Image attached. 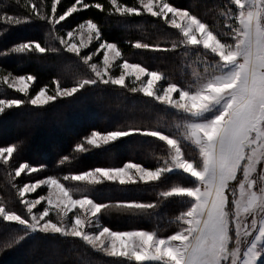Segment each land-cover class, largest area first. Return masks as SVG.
<instances>
[{
    "label": "snow or ice",
    "instance_id": "1",
    "mask_svg": "<svg viewBox=\"0 0 264 264\" xmlns=\"http://www.w3.org/2000/svg\"><path fill=\"white\" fill-rule=\"evenodd\" d=\"M61 2L52 0L51 16H48L41 14L42 9L35 0L27 3L14 0L29 14L20 16L3 12L0 23L19 26L32 22L34 16L55 29L73 13L93 8L120 17H139L146 13L178 30L180 39L172 42L171 49L140 42L132 46L161 52L182 47L185 57L194 56L196 62L202 64L203 71L195 72L185 86L171 82L165 85L161 82L167 77L162 73L125 59L118 65L119 76H114L109 70L117 67L116 61L122 59L121 50L116 43L103 40L99 25L88 19L77 29L69 30L67 39L60 37V45L64 52L73 54L87 66L94 78H79L71 87H64L59 80L53 79L54 94L50 93L48 85H44L35 95H30L35 76L0 74V85L26 98H0V115L25 105L43 107L58 99L73 97L90 86L126 88V76H134L135 81H140L138 87L130 88L131 92H140L176 112L175 135L159 128L93 130L73 149L74 153L87 154L106 149L134 134L152 137L166 146L161 155L155 157V168L126 162L122 167H97L64 175L62 179L49 176L18 187L17 195L26 215L0 203V221L5 225L20 226L22 234L0 242V251L12 248L30 236L43 234L79 239L96 252L123 258L129 264L132 261L136 264H260L264 261V0H227L224 4L227 11L221 15L226 18L225 27L230 30L223 33L224 38L189 10L178 8L169 0H138L139 8L108 0L111 5L108 9L100 3L75 0L60 14L58 5ZM233 17L234 23L229 24L228 19ZM84 32L88 34L87 41L82 39ZM77 39L81 41L79 44L75 42ZM94 41L98 42L95 50L82 54L83 49ZM33 51L43 54L60 49H47L39 42H23L0 51V58L10 53ZM97 57H100L99 63L94 62ZM174 94H178V98ZM187 145L191 148L186 150ZM17 151L16 145L0 146V160L9 164ZM75 158L64 156L60 163ZM42 170V166L21 162L15 168V177L22 173L30 176ZM170 174H179L186 183L174 182L161 188L156 202L98 203L88 195L76 198L74 192L86 190L73 189L62 182L157 187ZM41 187L47 188V195L26 198V194ZM173 199L184 207L169 221L176 223L178 230L166 237L158 234L159 229L115 231L100 222L101 215L108 209L151 215L161 206V201ZM38 205H42V210L37 208ZM77 209L79 212H74ZM50 213H54L59 222L54 221ZM69 213L73 215L69 217Z\"/></svg>",
    "mask_w": 264,
    "mask_h": 264
},
{
    "label": "trees",
    "instance_id": "2",
    "mask_svg": "<svg viewBox=\"0 0 264 264\" xmlns=\"http://www.w3.org/2000/svg\"><path fill=\"white\" fill-rule=\"evenodd\" d=\"M24 1L28 2L29 0ZM37 2L40 3V0H37ZM51 2L52 0H43L42 3L44 12L47 15H49L51 9ZM74 2L75 0H62L61 4L58 5V12L62 14ZM85 2L100 3L106 9L111 8L108 0H85ZM118 2L128 6L135 4V0H118ZM169 2L178 8L189 10L193 15L208 24L214 31L215 29L213 28L211 20L215 16V7L219 3L226 1L169 0ZM221 6H218V9ZM24 11L25 9L18 7L14 3V0L0 1V13L7 12L8 14L28 15L26 13L27 11ZM117 18H120V16H110L107 12L102 13L93 8L77 12L66 21L65 26L75 27L78 23L93 19L101 28L102 38L106 41L116 43L121 50L122 56H126L136 50L132 45L140 38L139 26L134 25L131 27L129 22L125 20L119 22L116 20ZM31 23L21 24L20 27L0 23V51L9 50L30 38H32L30 40H36L34 35L32 37H28V35L27 37L17 38L22 32L28 33V31H32L33 26H38L43 32L45 31L41 24ZM8 26L11 28L10 30L7 29ZM4 27H6V31ZM146 28V33L154 37L156 33L155 29L148 23H146ZM40 44L41 46L43 45L41 42ZM171 60L172 58L170 57L169 62L174 67V63ZM47 62H54V60L50 59V57H41L40 55L32 57L25 53H10L7 57L0 58V69L35 76L36 81L34 83V89L30 93L31 95L35 94L34 92L38 91L44 85L50 87L53 85L51 81L56 77L55 72L45 68ZM120 98L123 101V107L133 109V101H128L124 96ZM120 101V99L118 101H110L106 97V93H79L68 99H58L45 107L25 105L19 109L6 111L5 114L0 115V146L16 145L18 148L17 153L14 154L13 159L7 166L0 164V193H3L5 189L10 192V189L5 188L7 186V169L10 166L14 169L21 162H28L33 166H42L43 170L38 173H33L30 176L24 175L18 177L13 184L49 176L62 179L67 174H78L97 167L121 166L128 161L137 162L145 167H155L151 158L148 159L146 157V153L150 150L154 142L140 138L137 135L129 139L117 141L106 149L92 150L87 154L73 152L74 146L81 142L93 130L107 132L117 130L118 125L127 127L129 124L127 123L128 121L126 120L125 122V119L119 116L121 110L118 111L120 113L115 118L113 112L107 109L111 107L113 110H118L116 107L120 105L116 104V107H112V104ZM138 119L139 115L134 118V120ZM123 128L119 127L120 130ZM64 156H75L76 158L61 164L60 161ZM174 182L186 183L179 174H170L157 187L136 184L129 186L126 195L120 191L122 195H116L117 192L105 195L110 200L100 199L101 197L97 194L96 197L98 200H102L101 202L107 201L111 203L123 202L127 199L133 202H153V200L149 201L150 197H147V194H141V191L154 192L153 195L157 197L155 192H158L161 188L169 187ZM171 203L172 201L165 206L161 203V206L164 207L160 209L156 208L152 213L159 209L160 215H163L162 222H164L165 217H175L178 213L177 210L181 211L183 208L179 209L178 203L173 202V206L177 210L171 212ZM179 204L184 207L183 204ZM163 211L167 212L164 213ZM154 217L136 212L132 216H128L127 222L134 221L138 227L137 229L152 231ZM112 220H105V217L102 216L100 221L114 230H122V228L126 227L133 229L130 227V224L123 227L127 223L125 219L114 217ZM20 234L22 233L18 225H5L0 221V242L11 240ZM84 246L81 241L72 237L64 238L36 234L26 238L12 248H4L0 251V264H75V259L79 255L77 249L80 247L88 255L95 256L89 247L90 250L84 248ZM105 261L109 262V259ZM98 264L105 263L98 261Z\"/></svg>",
    "mask_w": 264,
    "mask_h": 264
},
{
    "label": "rangeland",
    "instance_id": "3",
    "mask_svg": "<svg viewBox=\"0 0 264 264\" xmlns=\"http://www.w3.org/2000/svg\"><path fill=\"white\" fill-rule=\"evenodd\" d=\"M225 1L226 2H221L218 4V6L222 5L219 9H218V6L215 7V16L213 20H211L213 28L215 29L214 32L220 34L222 38H224L223 33L230 30L229 28L225 27L226 18L221 15V12L227 11V9H225L223 5L227 3V0ZM35 2L41 7L42 9L41 14H46L44 12V7L41 3V0H40V3L37 2V0H35ZM133 6L137 8L140 7L138 0H135V4ZM231 7L233 11H235V6L233 5ZM26 13L29 14L28 12ZM74 14L76 13H73L70 17H72ZM20 16H26V14L20 15ZM48 16H51V9H50ZM70 17H68L65 21H62L59 25H56L55 29H53L52 25L48 24L46 21L40 20L33 16L32 23L31 22L30 23L31 24H34V23L41 24V26L45 29V31L43 32L41 28H39L38 26H33L32 31H28V33L22 32L20 33V35L17 36V38H23V37H27L28 35H29L28 37H32L34 35L36 40H30L32 39L30 38V39L24 40V42H38L39 41V43L41 42L43 44L42 46L47 49H52V48L60 49V51H57V52L47 51L43 54L36 53L34 51L31 53L29 52H24V53L32 57H35L36 55H40L41 57H44V56L50 57V59L54 60V62H47L45 65V68L51 69L52 72H55L56 77L54 79L59 80L62 86L64 87L73 86L76 83L77 79L83 78L85 76L94 78L93 74L91 73V70L88 69L87 66L83 65L82 62L78 61V59L73 54L64 52L62 46L60 45V37H64L65 39H67L66 33L69 30L77 29V26L80 24L78 23V25H76L75 27H72V26L66 27L65 23L68 19H70ZM148 19H151V20H148ZM116 20L119 22H121L122 20H125L131 24V27H133L134 25L139 26L138 31L140 33V38L136 40L134 43H137V42L147 43L149 45H159L160 47H166V48L171 49L172 42L174 40L180 39L178 30L170 28L168 25L164 24L162 20L158 18H153L147 15L146 13L139 17L137 16L120 17V18H117ZM146 23H148L151 27L155 29L156 33L154 37L146 33L147 32ZM228 23L229 24L234 23V17L232 19H228ZM20 26L21 25L17 27H20ZM5 28L6 27H4V29ZM7 29L10 30L11 28L8 26ZM77 35H79V31L77 32ZM87 38H88V34L87 32H84L82 39L87 41ZM102 39L105 40L104 38ZM75 42L79 44L81 41L80 39H77ZM96 46H98V42L94 41L92 44L89 45L88 48L83 49L82 54H86L89 51H94ZM200 51H203V49H200ZM184 52H185V49L182 47H178L175 51H167V52L151 51L148 49H136L132 53L127 54L126 56L123 55L121 60L116 61L117 67H113L109 71L112 75L119 76L121 70L119 69L118 65L120 63H123V60L126 59L128 62L140 64L146 67L150 71H158L162 73L165 77H167L166 81L161 82L162 84L166 85V83L171 82V83H176L181 86H185L188 82H191L193 74L195 72L203 71V66L201 63L196 62V58L194 56L185 57ZM170 57L172 58L171 61L174 63V67L172 66L173 64L169 62ZM99 60H100V57H97L94 59V62L99 63ZM8 72L9 71L7 69L5 70L0 69V74L6 75ZM11 73L13 75H27L24 73H13V72ZM142 80L146 81L147 77H142ZM125 83L128 86L126 88H119L117 86L108 87V86H103V85H101L100 87L90 86L85 89H82L77 94L79 93H106V97L110 101L112 100L118 101L120 99L121 100L120 102H114V104H112V107H116V104L120 105L119 107H116L118 110H113L111 107L107 108L109 111L113 112V115L115 116V118L117 115H119L118 113H120L118 111L121 110V113L119 116L125 119V122L127 120L128 121L127 123H129L127 127L123 125H118L117 130H120L119 127H124L122 130H127L130 128H141V129L159 128V130L166 132L169 135H175L176 134V128L174 126L176 122L175 110L166 108L164 105H160L156 101H153L148 97H144L142 93L140 92H135V93L131 92L130 91L131 87H138L140 84V81H135L134 76H126ZM48 87H49L50 93L54 94L55 85L53 84L52 87L50 86ZM33 89H34V84L30 88V93H32L31 91ZM31 95H35V94H31ZM174 95L178 98V94H174ZM121 96H124V98H126L128 101H133L134 103L133 109L132 108L129 109V107L127 108L125 106L124 107L122 106L123 101L120 98ZM0 98L26 99L20 93H17L12 89H7L6 86H3V85H0ZM68 98H71V97H68ZM68 98H63V99H68ZM31 107H34V106H31ZM138 115H139V119L134 120V118L138 117ZM136 135L139 136L140 138L154 142V144L150 147V150H148V152L146 153V157L148 159L151 158L152 163L156 167L157 160L155 159V157L161 155L162 148L166 149V146L163 145L162 141H156L155 138H152V137H142L138 134H134L129 137H124L122 139H129ZM187 148H191V146L187 145L186 150ZM193 151L195 150L193 149ZM128 162H133V161H128ZM0 164L5 165L2 160H0ZM122 166L123 164L121 166H112V167H122ZM155 167L152 166V167H147V168H155ZM15 168L13 169L10 166V168L7 169V172H6L7 186L5 188L10 189V192H8V190L5 189L3 193H0V203H3L10 210L17 211L18 214L26 215L24 205L20 204L19 202V197L17 195L18 187L22 186L24 183L34 182L36 180L43 179L46 177L38 178L35 180L29 179V181H26V182H20L19 184H13L16 178H18V177H15ZM24 175L28 176L25 173L21 174V176H24ZM62 182L70 188L86 190V191L74 192V196L76 198H79L82 195H88L90 198H93L98 203H107V204H113V205L116 203H111L107 201L101 202L102 200H98V198L96 197V194L99 197H101L100 199L110 200L105 195H108L109 193H114V192H117L116 195H122L120 191L124 195H126L129 189V186H130V185L122 186V185H119L118 183H110V182H104L103 184H100V185H87L83 182H73V181H62ZM153 193L141 191V194H147V197H150L149 201L153 200V202H156L157 197H155ZM39 195H47V188L41 187L40 189H37V191L34 193H28L26 194V198L35 199ZM155 195L157 196V192H155ZM170 201H172L171 203L172 206H170V211L172 212L174 210H177L173 206L174 204L173 202L175 203H178V202L174 199L168 200V201H161V203H163V205L165 206V205H168ZM123 202H133V201L127 199L126 201L124 200ZM178 205H179V209L183 208L179 203ZM164 206H160L158 208L160 209L161 207L163 208ZM37 208L42 210V205H38ZM159 209L156 210L151 215H149L150 217L155 216L153 218V226H152L153 230L152 231L159 229L158 234L160 236L166 237L168 235L173 234L175 231H177L178 227L176 223L167 222L168 220L170 221L173 220L174 217H169V218L165 217L164 222H162L163 215H160ZM33 211H36V209H34ZM177 211H178L177 213L178 215L180 210H177ZM74 212L78 213L79 210L78 209L74 210ZM163 212L166 213L167 211H163ZM135 213H136L135 211L129 212L128 210H117L115 208H112V209L105 210L103 214L101 215V217L104 216L105 220H109V219L112 220L114 217H117L119 219L121 218L125 219V221L127 222L128 216H132ZM68 215L69 217H71L73 213H69ZM50 216L52 217L54 221L59 222L54 213H50ZM101 224L104 225L102 222ZM129 224H130V227H132L133 229L126 227ZM132 224L134 225V227ZM123 227H126V228H122V230H115V231L143 230V229H137L138 227L134 221L133 222L131 221L130 223L128 222L125 223ZM88 231H95V229H88ZM77 240L80 241L79 239ZM84 248L89 249L92 252V254L93 253L95 254V256L88 255V253L83 248L80 247L77 249V252L79 253V255L77 256V259H75L76 262L74 261L75 264H98V261L101 263H105V264H129V262H127L123 258L107 257L102 252H96L88 245H85ZM107 259H109V262L105 261ZM131 264H136V262L132 261ZM148 264H158V262H148ZM260 264H264V261H261Z\"/></svg>",
    "mask_w": 264,
    "mask_h": 264
}]
</instances>
